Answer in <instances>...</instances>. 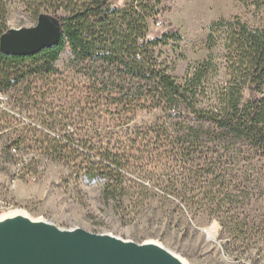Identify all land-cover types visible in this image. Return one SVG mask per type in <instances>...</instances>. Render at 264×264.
Here are the masks:
<instances>
[{"label": "trees", "instance_id": "16d2710c", "mask_svg": "<svg viewBox=\"0 0 264 264\" xmlns=\"http://www.w3.org/2000/svg\"><path fill=\"white\" fill-rule=\"evenodd\" d=\"M10 1L0 0V36ZM18 1L36 19L51 11L62 34L34 55L0 51V129H8L0 154L13 161L16 152L36 153L75 183L101 181L100 198L116 211L157 200L241 236L254 228L248 212L264 192V28L237 17L211 22L207 56L177 77L156 48L181 36H146L162 0ZM66 47L83 91L65 111L49 112L43 88L59 75ZM14 108L29 115L9 129ZM138 113L154 119L137 123Z\"/></svg>", "mask_w": 264, "mask_h": 264}, {"label": "rangeland", "instance_id": "374dc122", "mask_svg": "<svg viewBox=\"0 0 264 264\" xmlns=\"http://www.w3.org/2000/svg\"><path fill=\"white\" fill-rule=\"evenodd\" d=\"M129 1L132 0H111V3L120 7ZM251 3V0L245 3L239 0H162L159 8L164 9L155 19H148L146 36L156 38L168 32L181 36L177 43L156 48L159 60L169 67L172 75L180 77L189 64L207 56L205 38L211 22L237 17L252 27L264 28V3L259 7ZM35 23L36 18L26 12L18 0L9 2L7 30L29 28ZM68 58L66 47L55 63L59 75L43 88L49 90L45 100L53 102L49 112L65 111L83 91L84 79L68 68ZM13 113L14 121L9 129L17 128L16 122L29 115L15 108ZM153 119L151 113H138L135 122L150 123ZM7 130L0 129V133ZM26 166L36 171L35 174L26 172ZM100 187L101 181L75 183L64 166L36 153L16 152L13 161L0 154V206L10 211L21 209L32 218H44L61 228L109 233L136 244L155 241L188 264H264V192L248 212L257 224L241 236L238 230L222 229L214 218L204 214L192 216L162 201L144 200L138 207L129 203L116 211L102 202ZM206 231H211L213 236H208Z\"/></svg>", "mask_w": 264, "mask_h": 264}, {"label": "water", "instance_id": "95a60500", "mask_svg": "<svg viewBox=\"0 0 264 264\" xmlns=\"http://www.w3.org/2000/svg\"><path fill=\"white\" fill-rule=\"evenodd\" d=\"M61 34L60 23L42 13L34 26L2 34L0 51L34 55L56 45ZM11 211L0 214V264H188L155 241L136 244L109 233L61 228L21 209Z\"/></svg>", "mask_w": 264, "mask_h": 264}, {"label": "built area", "instance_id": "2783aa9c", "mask_svg": "<svg viewBox=\"0 0 264 264\" xmlns=\"http://www.w3.org/2000/svg\"><path fill=\"white\" fill-rule=\"evenodd\" d=\"M156 25H159V22H156ZM6 101H7V97L0 94V111L6 109V107H7ZM7 211H10V209H8L4 206H0V214L5 213Z\"/></svg>", "mask_w": 264, "mask_h": 264}, {"label": "bare ground", "instance_id": "6f19581e", "mask_svg": "<svg viewBox=\"0 0 264 264\" xmlns=\"http://www.w3.org/2000/svg\"><path fill=\"white\" fill-rule=\"evenodd\" d=\"M14 211V210H13ZM12 212V211H11ZM208 236L212 237L213 236V233L211 231H206Z\"/></svg>", "mask_w": 264, "mask_h": 264}]
</instances>
